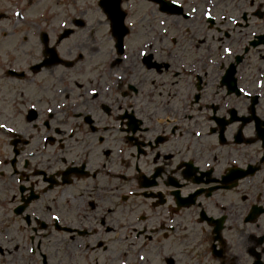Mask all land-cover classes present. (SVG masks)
Here are the masks:
<instances>
[{
	"label": "flooded vegetation",
	"instance_id": "obj_1",
	"mask_svg": "<svg viewBox=\"0 0 264 264\" xmlns=\"http://www.w3.org/2000/svg\"><path fill=\"white\" fill-rule=\"evenodd\" d=\"M4 1L0 264H264V0Z\"/></svg>",
	"mask_w": 264,
	"mask_h": 264
},
{
	"label": "rangeland",
	"instance_id": "obj_2",
	"mask_svg": "<svg viewBox=\"0 0 264 264\" xmlns=\"http://www.w3.org/2000/svg\"><path fill=\"white\" fill-rule=\"evenodd\" d=\"M26 1H27V0H25L24 2H26ZM31 1H33V3H34L33 7H36V8H39L40 6L42 7V6L45 5V4L54 5V6H58V7L61 6V0H44V3H43V4H38V3H36L34 0H31ZM88 1H89V4H88ZM88 1H86V0H76V1H75V4L72 5V6H70V7H73V6H80V5H83L84 7H89V6L94 7L93 2H91V0H88ZM129 2H132V3L134 4V8H137V9H143V8H145V6H146V5H144V4H140V3L138 4V2H136V0H130ZM0 4H6V3H5L4 0H0ZM54 6H51V7H54ZM58 7H54V8H56V9H60V8H58ZM14 12H15V10H14L13 8H10V11L7 12L6 20L4 19L5 21L0 22V23H2L3 25H8V24H10V23H13L14 18H15ZM91 16H93L92 19H91V21H93L94 18H95V13L90 9V10L84 15V18H85V20L88 22V19H89ZM224 16H225V15H223V17H224Z\"/></svg>",
	"mask_w": 264,
	"mask_h": 264
},
{
	"label": "snow or ice",
	"instance_id": "obj_3",
	"mask_svg": "<svg viewBox=\"0 0 264 264\" xmlns=\"http://www.w3.org/2000/svg\"><path fill=\"white\" fill-rule=\"evenodd\" d=\"M140 55H146L145 53H140ZM4 125L0 124V128H3ZM53 219H57V217H53ZM140 259H144V257H140Z\"/></svg>",
	"mask_w": 264,
	"mask_h": 264
}]
</instances>
